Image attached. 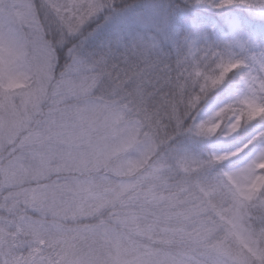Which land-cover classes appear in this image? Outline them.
<instances>
[{"label":"snow or ice","instance_id":"6c2138e0","mask_svg":"<svg viewBox=\"0 0 264 264\" xmlns=\"http://www.w3.org/2000/svg\"><path fill=\"white\" fill-rule=\"evenodd\" d=\"M190 4L193 7L173 9L135 3L121 7L118 0H0V179L22 184L26 176H47L61 166L68 171L87 169L86 155H57L51 147L35 154L40 162L35 170L22 167L20 156L7 165L2 160L5 151L11 149L10 156L17 151L18 143L21 150L54 141L78 145L99 126L105 140L113 142L97 144L94 151L103 147L121 156L139 154L142 158L128 173L144 169L141 183L149 186L143 198L165 206L164 218L145 227L195 242L204 257L198 264H264V214H257L264 213V172L254 166L229 171L235 161L227 150L193 154L185 143L191 116L175 103L176 88L193 75L200 77L201 89L210 90V100L233 91L234 73L250 85L258 79L253 72H264V0ZM52 34L55 38L50 40ZM162 45L178 51L177 75L149 92L146 77L163 63ZM121 50L124 58L117 62ZM152 54L157 59H151ZM137 58H143L144 68ZM61 61L64 71L51 93L58 97L57 105L65 95L93 90L111 97L71 113L81 125L75 134L55 123L44 131L33 127ZM80 72L86 73L84 79L73 80L72 74ZM165 87L171 90L167 94ZM195 127L203 130L202 124ZM54 161L60 162L56 168ZM133 188L114 190L106 185L105 194L113 193L119 200ZM102 203L114 206V200L81 182L37 184L25 194L3 197L0 264H108L97 255L99 247L116 243L108 238L107 224L82 222L100 215ZM21 205L41 215H22ZM120 205L128 209L125 201ZM120 220L134 224L136 215L128 210ZM69 221L75 226L69 227ZM20 236L32 249L26 260L13 255ZM45 249L57 250L55 259L45 255ZM182 259L162 251L143 253L144 264H180Z\"/></svg>","mask_w":264,"mask_h":264},{"label":"clouds","instance_id":"9594fccd","mask_svg":"<svg viewBox=\"0 0 264 264\" xmlns=\"http://www.w3.org/2000/svg\"><path fill=\"white\" fill-rule=\"evenodd\" d=\"M54 34L49 36V39H54ZM211 65H209V68ZM63 69V61L55 69L56 76L49 84V98L41 104V111L33 122V127L44 131L48 128L49 124L55 123L63 125L68 134L78 133L80 130V121L75 119L71 113L75 109L83 106L101 105L105 100L111 99L106 93L99 90H93L87 95H65L62 103L57 105L55 100L58 97L51 95L53 86L58 80L61 79V72ZM244 71V70H242ZM86 73H73L72 79L79 82L84 79ZM253 77H258L250 85L248 82L241 79L240 73L233 74L234 88L228 100L217 105L209 114L211 118L212 127H216L221 123V118L228 117V125L232 126L245 118L243 106H238L236 110L232 109V104L237 98L243 96L257 94L264 98V72L254 71ZM229 111L232 115L229 116ZM203 119V118H202ZM39 122V123H37ZM256 133L250 136L243 143L237 144L235 147L227 150L229 156L235 163L229 171L234 169H243L248 166L258 167L261 172H264V132L259 133V139L256 138ZM111 139L105 140V132L101 127L91 131L90 138L78 145L69 146L66 143L53 142L51 146L44 145L38 146L35 149L25 148L20 149L19 143L17 144V151L10 156L8 151L4 152L2 160L3 165H7L9 159H15L20 156L22 158V167L26 170H35L39 168V159L36 153H45L51 150L57 155L68 151L73 152L76 156L86 155L89 160L87 169H79L68 171L62 168L59 172L53 171L52 174L43 176L32 175L26 176L24 182L12 183L6 179H0V195L3 197L14 198L18 194H25L30 188H35L37 184H75L77 182L86 183L100 195L105 196L106 200H114L113 204L109 203L104 206L100 205L102 212L96 217H89L82 221L83 223H99L103 220L108 228V238L115 240V244L101 246L97 249V255L101 257L102 262L107 261L108 264H144L143 253L145 251H162L174 256L183 258L180 264H184L185 259L188 264H198L204 257L201 255V248L195 242L186 241L180 236L172 237L164 233L159 228L149 230L144 225L150 224L157 218L163 219L164 204L159 206L150 203L143 198V192L149 186L147 182L141 183L145 177L144 169H137L136 172L129 174L128 168L136 159H141L139 154H132L131 156H121L112 153L109 149L103 148L101 151H94V146L99 144L112 143ZM227 163V161H226ZM60 164L59 161H54L53 168ZM223 167V166H221ZM79 173L80 175H73ZM175 182V178L169 181V187ZM111 185L112 189L117 190L121 186L131 185L134 188L126 193H121L120 199L116 200L113 193L105 194V186ZM120 200L127 203L128 209L121 208ZM128 210H132L136 215V222L134 224H125L121 222L120 217ZM28 216L41 215L36 213L29 207L27 210L21 205V214ZM264 214V213H257ZM69 227H74L73 222H68ZM192 226L189 225L187 231H191ZM17 247L13 255L17 259L26 260L32 249L28 246L25 238L20 236L17 240ZM118 245V248H117ZM119 249V250H118ZM57 250L45 249V255H50L55 259Z\"/></svg>","mask_w":264,"mask_h":264},{"label":"rangeland","instance_id":"374dc122","mask_svg":"<svg viewBox=\"0 0 264 264\" xmlns=\"http://www.w3.org/2000/svg\"><path fill=\"white\" fill-rule=\"evenodd\" d=\"M122 1L123 0H118V3H120L121 7L133 3L140 5L157 4L161 7L172 5L173 9H184L188 7H193L190 4V0H126L125 3H122ZM207 11L210 12L211 10L209 9ZM192 14L199 15L200 12L193 11ZM174 49L175 51H177L176 48ZM202 74L206 73H203L202 70ZM185 83L190 89L192 88L191 104L196 109V115L193 120L189 123V135L185 139V143L189 145L190 150L193 152V154L199 156L208 153L210 150H229L235 147L238 144L236 140L241 139L239 136L246 134V130L249 129L252 122L257 118L262 119V125L261 127L257 128L254 132L257 134L256 138L259 139V133L264 132V98H262L261 96L257 94H252V99L247 101L245 99L246 96H243L242 98H237L236 101L232 104V109L236 110L238 106L242 105L243 111L245 113V118L240 121H237L235 125L229 126L228 117H223L221 118L220 124H218L216 127H212L211 118L209 117V114L217 105L228 100L231 96V93L219 104L214 105L215 99H209L210 90L204 91L200 88V77H196L195 75H193L189 77ZM211 105H214V107L212 108ZM228 115L231 116L232 111H229ZM197 124L203 125L202 131L195 127V125ZM254 133H252L250 136H252ZM249 137L241 140L244 142ZM242 141L241 143H243ZM203 145H208L209 147L203 148ZM73 175L79 176L80 174L73 173ZM2 198L3 196L0 195V199Z\"/></svg>","mask_w":264,"mask_h":264},{"label":"trees","instance_id":"16d2710c","mask_svg":"<svg viewBox=\"0 0 264 264\" xmlns=\"http://www.w3.org/2000/svg\"><path fill=\"white\" fill-rule=\"evenodd\" d=\"M125 2H126V0L122 1V3H125ZM162 47H163L165 55L160 56V59L163 61V63L159 64L157 69L154 72L149 73V75L146 77V85L145 86L149 92L156 91L157 89H159L161 87V85H163L166 82V80H168L169 78L174 80L176 78V75H177L175 69H176V61L178 59L179 53L177 51H175L174 48H169L166 45H162ZM96 51H97V54H100L99 50H96ZM116 57H117V62H122L123 58H124L123 57V50H121L120 53H116ZM151 59H153V60L157 59V55L152 54ZM136 62L138 63L140 68L145 67V62H144L143 58H137ZM148 80L151 81L150 84L147 83ZM191 90H192V88L190 89L184 81H181V86L177 87L175 90V97H176L175 103L180 108L181 111L187 110L188 114L191 116V120L189 121V123L193 120V118L196 115V112H195L196 109L191 104ZM170 91L171 90L169 88H167V87L164 88V92L166 94L169 93ZM228 95H224V96H220V97L215 98V100H214L215 104L214 105L219 104L222 100L227 98ZM214 105H211L212 108L214 107ZM261 125H262V119L261 118L255 119L252 122L249 129L246 130V134L240 135L239 137L242 140L246 139L252 133H254L257 128L261 127ZM241 139H237L236 142H238V144H240L242 141Z\"/></svg>","mask_w":264,"mask_h":264}]
</instances>
